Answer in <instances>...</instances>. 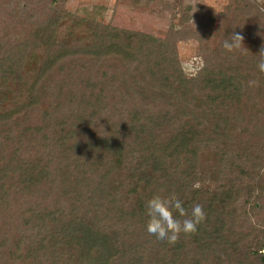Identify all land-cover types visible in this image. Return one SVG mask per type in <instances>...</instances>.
Returning <instances> with one entry per match:
<instances>
[{
  "label": "trees",
  "instance_id": "16d2710c",
  "mask_svg": "<svg viewBox=\"0 0 264 264\" xmlns=\"http://www.w3.org/2000/svg\"><path fill=\"white\" fill-rule=\"evenodd\" d=\"M16 3L20 27L0 28V220L15 188L32 233L13 263L264 264L259 54L225 50L228 30L189 77L177 30L161 40L72 20L60 35V0ZM154 195L199 203L206 219L160 244L146 231Z\"/></svg>",
  "mask_w": 264,
  "mask_h": 264
},
{
  "label": "rangeland",
  "instance_id": "374dc122",
  "mask_svg": "<svg viewBox=\"0 0 264 264\" xmlns=\"http://www.w3.org/2000/svg\"><path fill=\"white\" fill-rule=\"evenodd\" d=\"M32 1L36 3L38 0ZM60 1L63 10L68 14L66 19L60 21V35L69 30V25L74 26L73 21L82 27L81 30L91 25L100 28L116 27L161 40H164L171 31H179L183 37L180 36L175 41L177 57L184 74L189 77L195 75L203 64L201 49L211 51L227 35L228 30L244 37V46L239 48L240 51L253 52L257 55L264 48V10L260 7L264 5V0ZM15 3L16 0L9 3L0 0V28L6 26V23H11L8 25L10 28L20 27L18 19H13L17 5ZM44 3L41 2L42 6ZM27 123L39 124L40 121L32 116ZM50 138L51 141H46V149L49 148L54 153V142L57 138ZM39 151L41 154L38 158L44 164L52 165V156L45 154L42 147ZM15 190V188L8 190L10 201L5 204L6 217L3 216L0 220V236L6 234L9 237L8 241L0 246V254L2 251L6 253V257L3 258L10 259L9 264H14L8 254V251L14 248L13 242L24 241L18 249L11 250L16 255L24 254L27 241L25 235L32 233L29 227L22 225V214L26 205H23L24 201L19 191L14 192ZM14 197L17 200L12 201Z\"/></svg>",
  "mask_w": 264,
  "mask_h": 264
},
{
  "label": "clouds",
  "instance_id": "9594fccd",
  "mask_svg": "<svg viewBox=\"0 0 264 264\" xmlns=\"http://www.w3.org/2000/svg\"><path fill=\"white\" fill-rule=\"evenodd\" d=\"M243 40L244 37L241 34L232 33L228 39L223 41L222 47L232 52L244 46ZM257 67L260 72H264V48L259 52ZM256 83L255 80L249 81L250 85ZM146 213L148 216L146 231L160 244H175L180 239L181 234L187 235L197 232L198 226L206 219L203 205L196 203L189 211L181 199L164 198L160 195H154L148 199ZM176 213L179 215L177 216Z\"/></svg>",
  "mask_w": 264,
  "mask_h": 264
}]
</instances>
